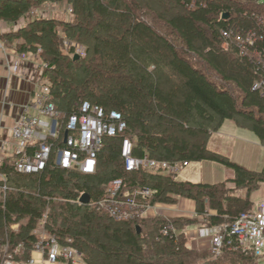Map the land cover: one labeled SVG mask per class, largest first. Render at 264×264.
I'll return each instance as SVG.
<instances>
[{
	"label": "trees",
	"instance_id": "1",
	"mask_svg": "<svg viewBox=\"0 0 264 264\" xmlns=\"http://www.w3.org/2000/svg\"><path fill=\"white\" fill-rule=\"evenodd\" d=\"M24 2L0 0V20L18 21L28 10ZM68 4L72 19L29 22L13 35L22 41L16 50L39 57L43 81L63 119L89 102L121 113L127 129L105 139L92 175L50 168L25 176L5 161L0 167L6 176V190L0 193V251L23 244L26 259L33 230L44 222L51 234L72 240L88 264H260L227 246L218 257L210 249H192L185 233L176 230L194 224L192 219L119 221L99 204L107 185L121 179L130 194L152 191L149 198L136 199L145 206L174 207L182 198L194 202L208 225L233 223L252 210L251 195L264 184V166L249 170L211 151L208 142L230 120L255 133L264 146V0ZM224 14L229 18L224 20ZM77 47L84 55L74 60ZM124 138L132 142L134 157L214 162L233 177L208 184L180 181L159 170L126 172L120 153ZM84 194L90 196L88 204L80 203ZM167 227L171 234L162 236Z\"/></svg>",
	"mask_w": 264,
	"mask_h": 264
},
{
	"label": "built area",
	"instance_id": "2",
	"mask_svg": "<svg viewBox=\"0 0 264 264\" xmlns=\"http://www.w3.org/2000/svg\"><path fill=\"white\" fill-rule=\"evenodd\" d=\"M5 51L6 45L0 37V52ZM75 53L83 56L84 50L77 47ZM12 71H17L16 65ZM261 86L262 83L258 82L255 88ZM126 129L121 113L115 110L108 112L89 102H83L77 112L63 119L52 101L49 85L39 84L12 129V138L18 150L13 161L14 170L25 176L40 175L50 168L92 175L96 172L105 139L122 136ZM120 153L126 172L150 169L178 175L188 165L158 161L148 155L134 157L133 144L128 138L123 139ZM5 190L6 176L0 172V192ZM151 195L152 191L148 189H136L131 194L125 192L123 181L115 179L107 185L106 196L99 205L107 209L114 219L128 221L147 216L151 209L158 212L156 206H145L136 200ZM12 229L16 230V227L12 226ZM170 230V227L164 228L161 235L169 236ZM199 232V240L208 244L215 257L221 255L227 246L261 259L264 257V203L242 213L230 224L208 225L204 220ZM32 234L35 241L26 259L22 258L25 255L23 244L13 250L6 245L4 251H0V264H88L72 245V240H61L51 234L44 222Z\"/></svg>",
	"mask_w": 264,
	"mask_h": 264
},
{
	"label": "rangeland",
	"instance_id": "3",
	"mask_svg": "<svg viewBox=\"0 0 264 264\" xmlns=\"http://www.w3.org/2000/svg\"><path fill=\"white\" fill-rule=\"evenodd\" d=\"M24 4L28 5V10L18 21L6 22L0 20V32L2 31L0 37L8 47L14 50L18 48L22 41L21 39L13 37V35L18 34V31L22 27L27 26L29 22L39 18L56 19L61 21L72 19L68 0H27ZM221 129L225 134L222 149H219L223 155L229 157L232 162L247 169L258 170L262 167L264 162V149L261 148L255 133L248 128L235 126L230 121H224ZM185 167L181 173H178L177 180L190 182L201 181L208 184H217L225 181L229 173L230 177L233 175L231 170L224 168L220 164L209 161L189 163V165ZM186 200L182 198L179 202L182 201V203H184ZM155 206L165 209V212L160 213L156 212L155 209H152V211H155V215L147 213L145 218L151 219L154 217H162L169 220L178 217H185L192 219L195 221L194 224L188 227L186 225L182 226V230L179 229L181 227L179 226V228L176 229L177 233H185L187 239L186 243L192 249L198 251H208L210 249L207 243L199 240V228L203 225V221H201L202 216L197 215L196 208L194 212H190L187 209L185 212H173V208H176V206ZM14 226L18 228V225ZM258 260L260 261V264H264V257Z\"/></svg>",
	"mask_w": 264,
	"mask_h": 264
},
{
	"label": "crops",
	"instance_id": "4",
	"mask_svg": "<svg viewBox=\"0 0 264 264\" xmlns=\"http://www.w3.org/2000/svg\"><path fill=\"white\" fill-rule=\"evenodd\" d=\"M15 65L17 66V71L13 72L12 68ZM43 72H44V65L42 64L39 57L36 55H33L31 53H27V54L18 53L17 50H14L8 47L7 45H6L5 53L0 52V163L1 164H3L5 161L13 162L16 156L18 155L17 147L12 138V129L16 123V120L22 113L23 107L32 99L34 91L37 88V85L44 83ZM226 121L228 122L230 120H226ZM230 122L235 126H237L233 121ZM221 128L211 136L208 145V148L211 151L220 154H222V152L219 149H222V145H223L222 143L225 135ZM260 145L261 148L264 149V146L261 143ZM263 166H264V162L262 167ZM262 167L258 170H261ZM232 177H230V173H229L226 180L231 179ZM200 182L201 181L193 182V183H200ZM251 202L253 203V207L257 206L261 202L264 203V184L261 185L259 190L255 191L251 195ZM173 209H174L173 212L176 211L185 212L186 209L190 212H194L195 203L190 200H186L184 203L180 201L179 204L176 206V208ZM157 210L160 213L165 212V209H162L160 207H157ZM147 213L151 215H155V211H152V209L149 210Z\"/></svg>",
	"mask_w": 264,
	"mask_h": 264
},
{
	"label": "water",
	"instance_id": "5",
	"mask_svg": "<svg viewBox=\"0 0 264 264\" xmlns=\"http://www.w3.org/2000/svg\"><path fill=\"white\" fill-rule=\"evenodd\" d=\"M224 20L229 18V14H224L222 17ZM79 59V55H74V60ZM90 202V196L87 194L82 195V197L80 198V203L81 204H88ZM139 231V228H138Z\"/></svg>",
	"mask_w": 264,
	"mask_h": 264
}]
</instances>
